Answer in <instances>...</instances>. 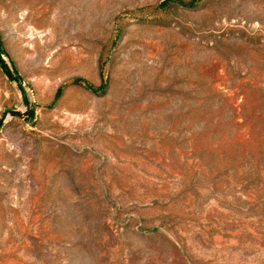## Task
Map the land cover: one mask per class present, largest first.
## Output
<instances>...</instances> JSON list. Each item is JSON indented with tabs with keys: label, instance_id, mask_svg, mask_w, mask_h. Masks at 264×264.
<instances>
[{
	"label": "rangeland",
	"instance_id": "obj_1",
	"mask_svg": "<svg viewBox=\"0 0 264 264\" xmlns=\"http://www.w3.org/2000/svg\"><path fill=\"white\" fill-rule=\"evenodd\" d=\"M180 1L0 0V264H264V0Z\"/></svg>",
	"mask_w": 264,
	"mask_h": 264
},
{
	"label": "water",
	"instance_id": "obj_2",
	"mask_svg": "<svg viewBox=\"0 0 264 264\" xmlns=\"http://www.w3.org/2000/svg\"><path fill=\"white\" fill-rule=\"evenodd\" d=\"M6 113H9L10 116L12 117H19V118H25V117H29L31 115V111L29 109L25 110L24 112H18L15 110H8ZM3 121L0 120V123Z\"/></svg>",
	"mask_w": 264,
	"mask_h": 264
},
{
	"label": "trees",
	"instance_id": "obj_3",
	"mask_svg": "<svg viewBox=\"0 0 264 264\" xmlns=\"http://www.w3.org/2000/svg\"><path fill=\"white\" fill-rule=\"evenodd\" d=\"M175 1H177V2H179V3H182L180 0H175ZM0 52H1V42H0ZM0 61H1V65L3 66V68H4V70L7 72V73H9L10 75H11V73L8 71V69L5 67V65L3 64V62H2V60L0 59Z\"/></svg>",
	"mask_w": 264,
	"mask_h": 264
}]
</instances>
